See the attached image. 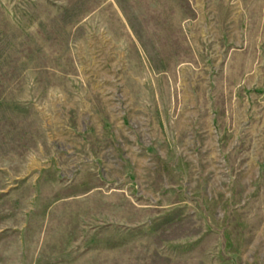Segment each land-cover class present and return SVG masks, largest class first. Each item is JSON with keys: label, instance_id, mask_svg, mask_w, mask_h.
I'll return each mask as SVG.
<instances>
[{"label": "rangeland", "instance_id": "1", "mask_svg": "<svg viewBox=\"0 0 264 264\" xmlns=\"http://www.w3.org/2000/svg\"><path fill=\"white\" fill-rule=\"evenodd\" d=\"M0 264H264V0H0Z\"/></svg>", "mask_w": 264, "mask_h": 264}]
</instances>
